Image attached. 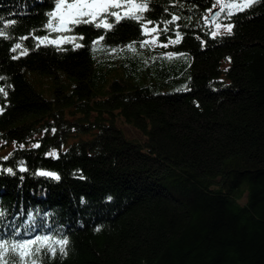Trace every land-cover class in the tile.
Returning <instances> with one entry per match:
<instances>
[{"label":"trees","instance_id":"obj_1","mask_svg":"<svg viewBox=\"0 0 264 264\" xmlns=\"http://www.w3.org/2000/svg\"><path fill=\"white\" fill-rule=\"evenodd\" d=\"M138 1L53 31L58 0H0V244L45 241L28 264H264V0L218 15L231 34L217 0ZM26 70L75 84L49 101Z\"/></svg>","mask_w":264,"mask_h":264},{"label":"snow or ice","instance_id":"obj_2","mask_svg":"<svg viewBox=\"0 0 264 264\" xmlns=\"http://www.w3.org/2000/svg\"><path fill=\"white\" fill-rule=\"evenodd\" d=\"M249 6H251V0H249L248 4L229 5L228 7L242 9ZM120 7H122V5L119 3V0H72V2H68V0H58L55 5V11L50 14L48 27L53 31H62L66 29L67 25L95 23L97 19L103 15H115L117 22H119L121 16L109 10ZM124 7H126L127 11L124 13L123 18L128 19H137L139 13L147 10L146 3H136L134 0H128L127 5H124ZM53 21H58V25L54 26ZM96 26H103L105 28L111 27V25L107 23L96 24ZM153 31H155V29H153ZM226 32L231 34V25L226 28ZM49 42L59 46L58 40ZM16 47L20 48V45L17 44ZM76 47H80V45L77 44ZM21 171H24V169L21 168ZM38 174L41 176H50L53 179H59L58 176L50 172H40ZM0 215H3V213H0ZM56 243L59 245L60 254H66L68 241L66 239H61ZM38 245H43L47 248L45 241L40 239H33L31 241L14 243L11 245L0 244V261H3L4 264H28L29 258L33 257L34 251L36 253L41 251ZM49 251L54 250L49 249ZM9 257H11L10 261L8 259ZM32 264H35L34 259L32 260Z\"/></svg>","mask_w":264,"mask_h":264},{"label":"rangeland","instance_id":"obj_3","mask_svg":"<svg viewBox=\"0 0 264 264\" xmlns=\"http://www.w3.org/2000/svg\"><path fill=\"white\" fill-rule=\"evenodd\" d=\"M68 2H72L69 0ZM136 3H141L138 0H134ZM247 0H217V3L212 9L218 8V14L213 18L212 27L214 29V34L222 33L228 27L227 24L223 22L224 18H218L221 12H224L225 16L232 14V12L241 9V8H229V5H244ZM119 3L122 5L120 8L110 9V12L116 13L121 17L124 16V13L127 11L124 5H127L128 0H119ZM211 9V10H212ZM55 11V10H54ZM211 12V11H210ZM116 18V16L114 15ZM209 23V22H208ZM58 25V21H56V26ZM69 25L66 26L68 28ZM154 27H145L144 30L147 32V40L152 44H156L158 42L156 35V30ZM164 43H160L163 45ZM164 45H167L165 43ZM25 77L30 86L34 89V91L43 97L46 100L53 101L57 96L56 91L59 89L62 94H69L73 89L75 81L73 78L63 73L62 71H57L56 73H40L32 70H26ZM130 130L129 128H126Z\"/></svg>","mask_w":264,"mask_h":264},{"label":"water","instance_id":"obj_4","mask_svg":"<svg viewBox=\"0 0 264 264\" xmlns=\"http://www.w3.org/2000/svg\"><path fill=\"white\" fill-rule=\"evenodd\" d=\"M219 9L218 8H214L212 9V11L210 12V14L207 17V21L210 23L212 22L213 18L218 14Z\"/></svg>","mask_w":264,"mask_h":264}]
</instances>
